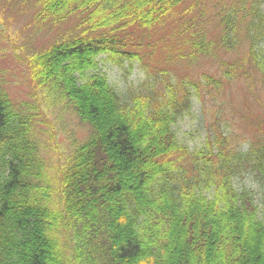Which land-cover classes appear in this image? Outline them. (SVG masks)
I'll list each match as a JSON object with an SVG mask.
<instances>
[{
    "label": "trees",
    "instance_id": "1",
    "mask_svg": "<svg viewBox=\"0 0 264 264\" xmlns=\"http://www.w3.org/2000/svg\"><path fill=\"white\" fill-rule=\"evenodd\" d=\"M9 13L32 41L13 44ZM3 42L31 87L10 95L0 70V264H172L181 247L264 264V117L245 137L222 111L236 84L264 92V0H0ZM106 61L136 79L117 89ZM193 104L209 119L189 147Z\"/></svg>",
    "mask_w": 264,
    "mask_h": 264
},
{
    "label": "rangeland",
    "instance_id": "2",
    "mask_svg": "<svg viewBox=\"0 0 264 264\" xmlns=\"http://www.w3.org/2000/svg\"><path fill=\"white\" fill-rule=\"evenodd\" d=\"M8 16L11 17V28H9L10 34H13L15 38L18 39V42L13 44H15L16 46H21L19 40L24 39L26 37L29 38V41L30 39L32 41V37L28 34V31L23 27L25 15L15 16V13H9ZM16 33H19L20 36L15 35ZM39 38L41 39L42 36H38L34 38V40H37ZM40 42L41 40H38L36 44ZM4 43L5 42L0 43V70L2 71V74H4L7 80L8 92L10 95H13L15 97H24L25 95H28L31 85L29 87L30 83L27 82L26 79H23L24 74L22 68L20 67V65H18L14 56L10 52L8 45ZM104 65V68L101 67V71L107 74L109 81L117 89H119L121 86H124V83L132 82L136 79L135 71H133L131 75L125 78L122 74L123 72H118L114 67L110 66L112 65L111 63L106 61L104 62ZM89 72H94V70H91ZM243 85L236 84L231 89L227 90L226 95L229 103V108H232L233 112L229 111V108H224L222 111L227 114V123L229 124L228 129H232L234 133L246 137L250 135L251 130L249 126L245 123L244 118H247V120H252L255 118L258 119L264 117V92H261L260 95H256L255 98L246 99L244 96L247 91L245 90ZM191 109V115L182 118V120L178 122L176 128L178 137L182 141L187 143L189 147H192L202 142L204 137L203 121L204 119H207V117L205 118L204 114L202 113L199 104H193ZM52 121L54 122L53 119ZM65 122H68L69 127L72 129V135L74 137L80 139L83 137L85 130L79 124H77L75 120L64 116L61 125H64ZM49 127H51V123H49ZM52 133L54 135L52 136L53 143L58 144V146L62 149L66 145L65 132L62 131L60 133L57 130H52ZM142 144L143 143H141L140 145L142 146ZM140 167L147 168L148 166L145 162L144 166L136 165L130 167L127 171V175H134L137 171L141 170ZM243 181L246 185L254 188L249 179H243ZM254 189L256 191V202L260 208H263L264 196L259 195L258 188ZM184 253L185 249H182L181 247L178 250L177 254L174 256L172 264H191V258H189L188 256V260H186V262H182L184 258L186 259V255Z\"/></svg>",
    "mask_w": 264,
    "mask_h": 264
}]
</instances>
